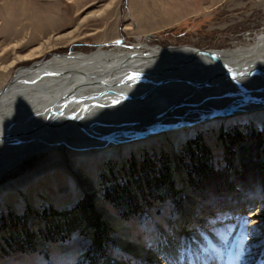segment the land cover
<instances>
[{
  "label": "rangeland",
  "instance_id": "obj_1",
  "mask_svg": "<svg viewBox=\"0 0 264 264\" xmlns=\"http://www.w3.org/2000/svg\"><path fill=\"white\" fill-rule=\"evenodd\" d=\"M72 31L75 40L25 59L47 37ZM261 33L264 0H0V90L51 54L119 43L219 51ZM187 211L184 255L193 238L221 264L264 263L263 110L24 161L0 177V264H152L154 256L161 263L160 238Z\"/></svg>",
  "mask_w": 264,
  "mask_h": 264
},
{
  "label": "bare ground",
  "instance_id": "obj_2",
  "mask_svg": "<svg viewBox=\"0 0 264 264\" xmlns=\"http://www.w3.org/2000/svg\"><path fill=\"white\" fill-rule=\"evenodd\" d=\"M43 29L35 26L44 38L48 30ZM76 33L49 36L24 57L37 58L59 42L75 40ZM138 45L131 50L119 43L113 50L99 48L91 54H51L16 72L0 90V177L46 152L115 147L165 134L173 126L264 111V33L250 45L219 51ZM214 79H228L233 87L214 83L208 92L189 99L191 84ZM177 175L190 190L183 174ZM98 197L102 203L103 196ZM102 214L105 220L114 218ZM190 214L185 212L170 233L161 236L162 262L154 256L152 264H209L211 257L212 263L221 264L218 255L198 250L193 238L182 253ZM37 219H29L33 229L39 226Z\"/></svg>",
  "mask_w": 264,
  "mask_h": 264
},
{
  "label": "water",
  "instance_id": "obj_3",
  "mask_svg": "<svg viewBox=\"0 0 264 264\" xmlns=\"http://www.w3.org/2000/svg\"><path fill=\"white\" fill-rule=\"evenodd\" d=\"M214 83H217V85H219V86L223 85V87H227V86H232L233 87V85L230 84V81L228 79L227 80L226 79H222V80H220L218 82L215 79L214 80H205V81L200 82V83L191 84V87H189L190 90L187 93V95H190L189 99H191L193 97V94H195L197 92H208L206 90L211 88V87H214ZM235 83H237L236 80L233 81V84H235ZM243 90H245V89L243 88ZM211 93H213V92H211ZM194 124H195V122L191 123V124H187V125H185L183 127H179V128L180 129L181 128H187V127L193 126ZM174 129H178V126L170 127L168 129V131H171V130H174ZM142 137H144V136H142Z\"/></svg>",
  "mask_w": 264,
  "mask_h": 264
},
{
  "label": "trees",
  "instance_id": "obj_4",
  "mask_svg": "<svg viewBox=\"0 0 264 264\" xmlns=\"http://www.w3.org/2000/svg\"><path fill=\"white\" fill-rule=\"evenodd\" d=\"M256 141H257V143H256V147H257V148H258V147H261L262 139H261V138H256Z\"/></svg>",
  "mask_w": 264,
  "mask_h": 264
}]
</instances>
